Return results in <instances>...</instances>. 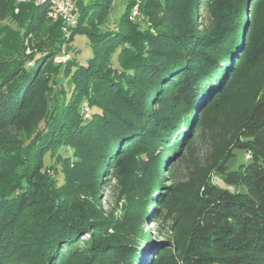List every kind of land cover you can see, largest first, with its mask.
<instances>
[{"label":"trees","instance_id":"16d2710c","mask_svg":"<svg viewBox=\"0 0 264 264\" xmlns=\"http://www.w3.org/2000/svg\"><path fill=\"white\" fill-rule=\"evenodd\" d=\"M73 1L63 32L48 5L0 0L11 22L0 24V264H139L151 241L144 200L162 184L148 173L189 131L185 153L223 120L264 60V0H124L114 29V0ZM254 93L213 165L241 189L203 175L177 188L170 248L152 264H264V78ZM235 149L245 160L230 168ZM178 162L166 169L174 181ZM108 166L135 191L119 213L99 198Z\"/></svg>","mask_w":264,"mask_h":264},{"label":"rangeland","instance_id":"374dc122","mask_svg":"<svg viewBox=\"0 0 264 264\" xmlns=\"http://www.w3.org/2000/svg\"><path fill=\"white\" fill-rule=\"evenodd\" d=\"M114 1L113 8L115 11L111 12L113 15L112 23H109L108 26L110 29L115 28L116 19H118L119 14L122 12L124 4V0ZM197 13L200 17L199 21L203 23V25L208 24L210 19L209 12L204 10L202 6H199L197 8ZM4 22L11 23L8 20ZM4 22H2V24ZM246 26L247 22L245 27ZM74 46L81 49V56L87 52L91 55L86 36H77L74 41ZM77 61L79 63H85L83 59H77ZM57 63L62 64L64 62L57 61ZM251 78L252 80L248 85H246L245 89L243 88L240 96L239 94L237 95L238 102L236 103V100L234 102V104H236L232 105L231 112L229 111L231 120L230 118H227L229 112H227L226 116L222 118L223 120H208L198 133L195 132L196 134H194L191 149L188 153H185L184 143H186L187 138L191 133L189 131L188 135L183 136L180 139L181 143L179 145L176 146L175 143L172 148L173 154L171 157L167 159V161L160 160L157 167L159 168V172L156 171L158 175L156 176V174H154V170L157 169L156 167L153 171L148 173L149 175L151 174L150 177L154 175V179L160 178L162 180V184H159V187L153 195L150 196V198L148 197L144 200L147 204L145 207L146 216L144 226L147 229L148 238L151 241L148 242L149 245L147 244L145 248H142L139 264H152L161 250L171 244L165 240V237L166 235H169L167 227L170 225L172 226L174 225L173 223L177 222V220H175L177 215V202L173 200L175 198V191L177 188L189 184L191 181H199L203 176H205V178L209 179L210 182L218 185L219 187L227 188L230 191L241 189L240 187H236L234 185L225 184L222 178L216 173V169L213 168V165L217 157L220 153H222V150L224 149L223 147L226 146L227 140L230 138L232 127L235 125L236 115L248 105L247 102H249L251 97L255 94L254 91L256 90L257 92L261 86L262 78H264V60L262 64L253 70ZM253 87H256L257 89ZM192 120L194 123L195 119L193 118ZM66 150L68 151V149ZM231 155L232 158L227 162L230 168H235L238 161L245 160L244 151L235 149L231 151ZM178 158V179L177 181H174L170 178L166 169L172 162H177ZM46 163L47 165L53 164V159L47 157ZM111 171L112 167H105L103 172H101L102 176L99 180V198L101 206L107 214L111 212L119 213L120 211H123V209H126L125 206L128 208L133 205L134 203L132 201H135L136 199L133 195L135 191L129 184L130 181L128 179H130V177H127V179H120L119 177H116V174L111 173ZM159 173L161 174L159 175ZM200 175L203 176L200 177ZM55 177L58 182L61 183L62 175L56 174ZM127 195L128 199H125Z\"/></svg>","mask_w":264,"mask_h":264},{"label":"built area","instance_id":"2783aa9c","mask_svg":"<svg viewBox=\"0 0 264 264\" xmlns=\"http://www.w3.org/2000/svg\"><path fill=\"white\" fill-rule=\"evenodd\" d=\"M16 2H25L27 0H15ZM35 5H48L47 16L52 20L60 19L63 23L62 30L66 31V28L69 25H72L76 22V13L77 8L73 0H32ZM17 11V9H15ZM137 6H135L131 11V18H135L137 15ZM27 53L29 50L27 49ZM68 59V55L60 53L55 55V62H65ZM85 112L87 114L88 108L84 105ZM249 157V155H246Z\"/></svg>","mask_w":264,"mask_h":264},{"label":"crops","instance_id":"0c3cea01","mask_svg":"<svg viewBox=\"0 0 264 264\" xmlns=\"http://www.w3.org/2000/svg\"><path fill=\"white\" fill-rule=\"evenodd\" d=\"M0 24H2V22H0Z\"/></svg>","mask_w":264,"mask_h":264}]
</instances>
